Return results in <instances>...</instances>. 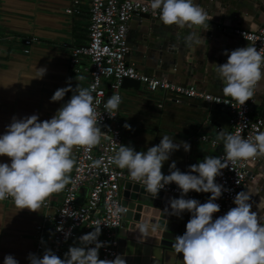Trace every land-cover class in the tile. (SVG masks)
Returning <instances> with one entry per match:
<instances>
[{"label": "clouds", "instance_id": "1", "mask_svg": "<svg viewBox=\"0 0 264 264\" xmlns=\"http://www.w3.org/2000/svg\"><path fill=\"white\" fill-rule=\"evenodd\" d=\"M151 9L154 13L159 10L160 21L168 26L209 28L208 14L194 0H151ZM187 40L205 44L204 38L194 33ZM225 55L227 61L211 64L212 70L223 84V95L243 106L252 100L258 88L264 87L261 84L264 81V53L248 45L230 53L225 50ZM46 71L45 67L37 68L38 74L32 79H42ZM83 79V76L79 77V80ZM95 90V85L73 88L69 82L67 87L58 88L50 97L51 102H57L62 101L66 93H72L50 119L40 120L39 114L12 117L6 131L0 134V156L10 160V163L0 162V201L11 198L19 211L40 212L46 200L62 192L70 183V174L76 164L74 149L91 151L101 141L102 132L92 94ZM121 102L118 94L107 99L104 108L109 118L116 117ZM99 103L95 101V104ZM124 127L132 130L130 124L125 123ZM217 140L223 142L224 157L205 156L202 161L189 165L188 172L177 168L176 161L170 163L168 175L162 172L164 163L174 151L181 147L185 152L191 149L190 143H174L167 135L146 151H136L130 145L121 144L108 163L126 169L130 179L142 184L153 199L167 185L174 182L178 186L180 198H170V207L164 208V214L181 218L185 211L191 214L186 231L177 235L172 245L176 254H183L182 264H264V224L253 211L245 191L236 193L234 207L213 218L220 211V205L215 201L223 192L230 191L217 183L216 177L223 175L222 170L228 168L229 163L264 156V131L258 129L254 139H245L239 133L220 132ZM103 163V158L94 160L92 167L99 168ZM190 191L211 195L207 202L201 203L197 199L184 198ZM126 211V208L116 206L112 214ZM167 223L164 226L167 227ZM101 225L98 221L92 227L93 231L79 236V243L70 246L63 259L50 248L45 249L42 257L29 253L27 259L30 264H126L120 254L113 259L99 257V250L107 245L98 239ZM160 226V222H142L138 227L144 237H149ZM64 235L67 239L71 229ZM3 264L19 262L9 254L4 257Z\"/></svg>", "mask_w": 264, "mask_h": 264}, {"label": "crops", "instance_id": "2", "mask_svg": "<svg viewBox=\"0 0 264 264\" xmlns=\"http://www.w3.org/2000/svg\"><path fill=\"white\" fill-rule=\"evenodd\" d=\"M79 1L74 11L68 14L65 9L71 6V0H0V134L6 131V126L14 115L22 118L39 114L40 120L50 119L71 98L72 93H66L64 99L57 102H51L50 97L58 88L67 87L69 82L73 88L76 85L87 88L89 58L81 56L74 67L69 64L70 47L83 45L88 40V4L86 0ZM259 1L194 0L208 14V30L217 35V30L223 32L226 28L258 29L264 22V11L260 9L264 0ZM139 19L135 16L128 23V60L138 70L182 86L194 85L199 90L223 95V84L216 77L211 64L225 63V50L230 53L238 47H245L242 38L233 33H219L220 38L206 36L209 40L202 48L196 43L188 45L191 49L190 52H183L187 58L184 64L178 61L179 65L175 69L173 66L161 69V54L158 53L163 51L160 50V44L164 41L163 31L170 30L179 37L193 32L195 28L189 29L186 26L181 29L176 25L162 23L165 27L150 32L149 41L141 46L140 31L143 24ZM143 21L148 20L143 18ZM214 23L218 26L210 28ZM32 36L37 37V41L25 53L23 39ZM175 42L179 47L178 41ZM174 47L169 40L164 46ZM189 53L193 54L191 58L187 57ZM40 67L46 68V75L42 79H32L38 74L37 68ZM80 76L84 79L79 80ZM261 84L264 85V81ZM106 86L108 88L107 83ZM121 95L119 117L127 145L136 151H146L148 147L158 144L165 135L174 139V143H190V151L185 152L182 147L174 151L163 167L169 168L170 163L176 161L177 168L188 172L189 165L202 161L205 156H217L218 150L223 147V142L217 140L218 133H228L227 116L222 108L197 97H180L177 101V96L172 92L163 89L149 91L142 83L139 89L121 86ZM252 110L254 116L264 120V87L255 92ZM125 123L130 124L132 130L126 129ZM201 135L215 139L218 146L213 147L200 140ZM0 162L10 163V160L6 156H0ZM250 170L251 175L241 191H245L250 197L253 211L264 224V156H259V161L251 165ZM191 192L194 199L201 203L207 202V193ZM128 194L132 197L139 195L137 190H129ZM85 196L86 192L82 190L79 200H84ZM61 199L62 192L53 194L48 199L49 205H43L40 212L28 209L19 211L12 199L0 201V264H3L4 257L9 254L19 264H30L27 259L29 253L36 254L35 226L45 212L55 211ZM161 220L164 222L165 218ZM73 245L72 242L69 243V247ZM181 254H178L179 262H182ZM42 255L43 253H39L37 256Z\"/></svg>", "mask_w": 264, "mask_h": 264}, {"label": "built area", "instance_id": "3", "mask_svg": "<svg viewBox=\"0 0 264 264\" xmlns=\"http://www.w3.org/2000/svg\"><path fill=\"white\" fill-rule=\"evenodd\" d=\"M89 10L88 40L83 45L70 47L69 64L74 67L81 56L89 58V80L87 88L95 85L93 92L94 107L97 114L98 126L101 128L100 144L86 151L84 148L74 149L76 164L70 174V183L62 191V199L53 213L45 212L40 222L35 226L34 238L36 242V254L44 253L46 248L52 249L55 254L64 257L69 243L78 244V237L93 231V226L99 221L101 225L100 241L107 242L105 247L99 250L101 259H113L117 255L118 230L124 225L125 213L113 215L116 206L122 204L123 190L126 183L137 184L130 179L129 173L120 169L115 164H109V157L115 154L121 144L127 145L122 121L119 117V108L115 118H109L104 108V103L114 94L121 98V84L124 78L138 80L149 91L163 89L180 97H197L213 106L224 110L227 116L228 133H239L245 139H254L259 129L262 131L264 120L252 113V100L241 106L230 97L216 95L196 86H182L163 77L148 74L138 70L128 60V23L133 16L148 14L153 19H159V10L156 13L151 9V2L144 0H86ZM79 0H71V6L65 11L71 14ZM231 33L239 36L248 45L256 47L264 53V22L256 30L241 27L231 29ZM37 41V37L23 39V52L28 53L31 44ZM1 42V38H0ZM64 45H67L66 43ZM110 95L105 99L107 86ZM100 101L97 105L95 101ZM199 139L209 143L213 147L218 142L208 135H201ZM224 146L217 152V157H224ZM103 158L104 163L99 168L92 167V162ZM259 161L255 159L240 161L236 164L229 163L228 168L223 169V175L216 177V182L223 184L230 191L223 192L215 202L220 205V211L214 214V219L225 214L234 207L233 198L241 191L247 178L251 165ZM85 190L84 200H79V194ZM160 191L181 195L178 186L167 185ZM208 199L211 193H207ZM186 199L195 198L193 192L185 195ZM8 198L6 200H10ZM48 206V200L43 204ZM71 229V235L65 239L64 233ZM62 230V231H61ZM43 240V243L41 242ZM82 246V245H81Z\"/></svg>", "mask_w": 264, "mask_h": 264}, {"label": "water", "instance_id": "4", "mask_svg": "<svg viewBox=\"0 0 264 264\" xmlns=\"http://www.w3.org/2000/svg\"><path fill=\"white\" fill-rule=\"evenodd\" d=\"M260 9L264 11V3ZM133 18H135V16H133ZM136 18H140V23L143 24V28L141 29L142 31H140L141 46L146 45V43L149 41L148 34L150 32L153 33L158 31V29L165 27L160 19H153L145 13L136 15ZM143 18L148 21H143ZM217 26L218 25L214 23V25H212L210 28H216ZM217 31L218 35L216 33L211 34L210 30L208 29L195 28L193 32L186 33L185 36L182 34L179 37H177V35L170 30L163 31L165 42L162 40L160 44V50L163 51L158 53V55L161 54V57H159L162 63L160 66L161 69H165L169 66H173L175 69L177 65H179L178 61H181V64H184V61L187 58H185L186 56H184L183 52L185 50L190 52L191 48L188 45H191L192 43L195 44V40L191 42L187 40L188 35L194 33L196 36L203 37L206 45L209 40L206 38V36L209 37L212 35V37L220 38L219 33H222V35H228V33H231V28H226L223 32L222 30ZM127 40L129 41V37ZM168 40L173 44V46H175L174 48H164L165 43ZM175 41H178L180 44L179 47L178 44H175ZM199 46L202 48L204 44H200ZM192 55L193 54L189 53L187 54V57L191 58ZM187 68L190 69L189 65H187ZM140 84L141 83L138 80L124 78L122 80L121 86L139 89ZM109 95L110 90L108 89L105 99H107ZM161 170L165 175L169 174V168L162 167ZM250 175L251 170L248 172V177ZM171 185L177 186L174 182L171 183ZM124 188L125 189L122 193V204L126 205L128 210L125 213L124 225L118 230L117 254L122 255V258L126 260V264H182V262L178 261L180 257L175 253L172 245L175 243L174 238L177 235H182L186 231V224L191 218V214L185 211L182 214V218L175 215L167 216L164 214V208L166 206L170 207L168 204L169 199L180 198V196L169 192L160 191L158 197L153 199L152 196L145 191L143 186L126 183ZM129 190H137L139 195L136 197H132V195L129 196ZM157 216H160V219H157ZM163 217L165 218L164 222L161 220ZM142 222H147L150 224L160 222L161 226L158 227L157 231L152 233L149 237H144L140 233L138 227ZM166 223L167 227L164 226ZM181 255V261H183V254Z\"/></svg>", "mask_w": 264, "mask_h": 264}]
</instances>
